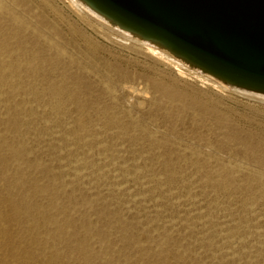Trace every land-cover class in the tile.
<instances>
[{"label":"rangeland","instance_id":"rangeland-1","mask_svg":"<svg viewBox=\"0 0 264 264\" xmlns=\"http://www.w3.org/2000/svg\"><path fill=\"white\" fill-rule=\"evenodd\" d=\"M127 35L0 0V264H264V98Z\"/></svg>","mask_w":264,"mask_h":264},{"label":"water","instance_id":"water-1","mask_svg":"<svg viewBox=\"0 0 264 264\" xmlns=\"http://www.w3.org/2000/svg\"><path fill=\"white\" fill-rule=\"evenodd\" d=\"M237 87L264 92V0H83Z\"/></svg>","mask_w":264,"mask_h":264},{"label":"bare ground","instance_id":"bare-ground-1","mask_svg":"<svg viewBox=\"0 0 264 264\" xmlns=\"http://www.w3.org/2000/svg\"><path fill=\"white\" fill-rule=\"evenodd\" d=\"M72 1V4H74L75 6H78L80 7L81 9H83L84 11H86L88 14L102 20L103 22L109 24L110 26L116 28L117 30H119L121 33H123L124 35L125 34H128L127 37H131V35L135 36V39L140 38L139 41H141V43H143V45L147 46V47H158V48H162L164 49L165 47H163L161 44H159L158 42H155V41H152V40H148V39H144L138 35H136L135 33L121 27L120 25L112 22L110 19H108L107 17H105L104 15L100 14L98 11H96L95 9H93L92 7H90L85 1L83 0H71ZM166 50V49H165ZM173 54V53H172ZM178 57V56H177ZM179 60L183 61L184 63H186L187 65H190L191 67H194L196 69H198L201 73L203 74H206V75H211L207 72H205L204 70H202L201 68L191 64L190 62L182 59L181 57H178ZM213 76V75H211ZM215 77V76H213ZM215 79H218L219 81H221L222 83H224L225 85L229 86V87H233L235 89H238V90H242L243 92L246 91L248 93H252V94H256L260 97H263L264 98V92H260V91H255V90H250V89H246V88H242V87H237V86H234V85H231L217 77H215ZM242 93V92H241ZM245 93V92H244ZM251 95V94H250Z\"/></svg>","mask_w":264,"mask_h":264}]
</instances>
